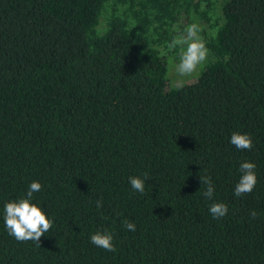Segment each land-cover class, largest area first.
<instances>
[{
  "label": "trees",
  "instance_id": "trees-1",
  "mask_svg": "<svg viewBox=\"0 0 264 264\" xmlns=\"http://www.w3.org/2000/svg\"><path fill=\"white\" fill-rule=\"evenodd\" d=\"M197 16L211 60L171 86L169 45ZM243 162L257 182L237 197ZM33 181L40 247L4 224ZM105 230L115 252L90 242ZM0 264H264V0H0Z\"/></svg>",
  "mask_w": 264,
  "mask_h": 264
},
{
  "label": "clouds",
  "instance_id": "clouds-1",
  "mask_svg": "<svg viewBox=\"0 0 264 264\" xmlns=\"http://www.w3.org/2000/svg\"><path fill=\"white\" fill-rule=\"evenodd\" d=\"M197 33V26L191 25L184 35H178L169 45L170 47L179 46L181 48L179 63L176 67L177 73L181 76L191 75L207 59L208 49ZM229 142L239 150H251L253 146L251 137L246 133L233 132ZM254 169V163L243 162L240 164V176L234 187L235 196L239 197L252 192L257 182ZM199 179L201 185L206 188L202 195L211 200L214 193L211 177L199 176ZM146 180V175L143 179L138 176L128 178L131 188L141 194L144 193ZM41 187L40 183L33 181L24 197L9 201L4 205V224L8 234L20 242L32 241L37 247H40L41 237L52 227V221L46 217L42 208L32 203L33 193L39 192ZM96 206L101 207L102 201L97 200ZM209 212L213 218L218 219L227 214L228 208L222 202H214L210 204ZM250 215L255 218V211H252ZM123 226L129 231H135V225L128 220L123 221ZM112 241L113 236L107 230L97 231L90 236V242L94 246L115 252L116 249Z\"/></svg>",
  "mask_w": 264,
  "mask_h": 264
},
{
  "label": "rangeland",
  "instance_id": "rangeland-1",
  "mask_svg": "<svg viewBox=\"0 0 264 264\" xmlns=\"http://www.w3.org/2000/svg\"><path fill=\"white\" fill-rule=\"evenodd\" d=\"M219 13V12H218ZM184 19V18H183ZM184 22L182 24L185 23L184 28H183V32L179 35H184L186 33V30L191 26V25H196L198 28V36L204 40L205 35L208 33V24L206 21L202 20L201 18L199 19V17L197 16L196 18H188L183 20ZM188 23V24H186ZM206 40H204L205 42ZM174 51L175 53L170 54L171 59H166V63H167V76L168 79L171 82V86H180L183 84H190L192 82H194L196 80V78L201 74V72L204 70V66L211 60L210 54L208 53L207 59L198 66L197 70L192 73L191 75L188 76H181L177 73L176 71V67L179 63V56H180V52H181V48L179 46L174 47ZM174 60H173V59ZM173 82V84H172Z\"/></svg>",
  "mask_w": 264,
  "mask_h": 264
}]
</instances>
